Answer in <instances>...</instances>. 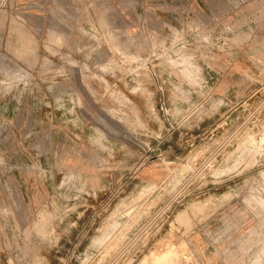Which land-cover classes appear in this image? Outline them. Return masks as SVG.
<instances>
[{"label": "rangeland", "instance_id": "374dc122", "mask_svg": "<svg viewBox=\"0 0 264 264\" xmlns=\"http://www.w3.org/2000/svg\"><path fill=\"white\" fill-rule=\"evenodd\" d=\"M263 146L264 0H0V264H264Z\"/></svg>", "mask_w": 264, "mask_h": 264}, {"label": "bare ground", "instance_id": "6f19581e", "mask_svg": "<svg viewBox=\"0 0 264 264\" xmlns=\"http://www.w3.org/2000/svg\"><path fill=\"white\" fill-rule=\"evenodd\" d=\"M63 10H65V9H63ZM63 19H64V18H63ZM197 66H198V65H197ZM251 140H252V139H251ZM263 147H264V146H263ZM257 157H258V156H257ZM41 228H44V225H42ZM43 230H44V229H43ZM263 250H264V249H263ZM158 261H160L159 258H158L157 262H158ZM161 261H162V260H161Z\"/></svg>", "mask_w": 264, "mask_h": 264}]
</instances>
